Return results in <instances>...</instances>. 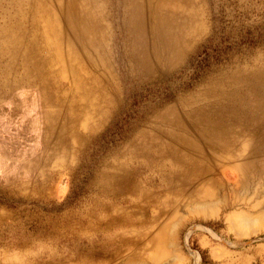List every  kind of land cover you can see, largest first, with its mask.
<instances>
[{
	"label": "rangeland",
	"instance_id": "rangeland-1",
	"mask_svg": "<svg viewBox=\"0 0 264 264\" xmlns=\"http://www.w3.org/2000/svg\"><path fill=\"white\" fill-rule=\"evenodd\" d=\"M175 2L179 13L198 15L188 28L193 31L185 56H176L167 74L143 80L117 61L121 104L104 125L84 101L75 103L73 110L80 113L76 129H56V139L42 146V107L35 97L25 98V88L15 91L22 94L15 112L13 102L2 98L0 141L6 145L0 144V186L6 190L0 189V264H264V181L243 182L235 162L219 167L220 181L205 177L191 192L183 191L182 183L170 189L144 183L150 171L143 166L137 187L127 181L133 188L112 205L93 206L95 198H105L96 192L99 174L115 171V162L134 147L137 124L153 123L157 113L189 92H203L209 78L252 68L264 58V0ZM21 6L30 7L21 0H0V23L8 21V13L15 17ZM180 23L175 16V27ZM2 33L0 28V44ZM64 75L61 92L51 87L45 96H61L71 106L68 99L81 93L70 74ZM157 105L158 112L148 115ZM101 108L108 109L107 104ZM241 139V145L248 141ZM39 152L54 156L29 169ZM134 160V165L143 162ZM11 187L20 188L13 194ZM83 210L84 222L76 217Z\"/></svg>",
	"mask_w": 264,
	"mask_h": 264
},
{
	"label": "bare ground",
	"instance_id": "bare-ground-1",
	"mask_svg": "<svg viewBox=\"0 0 264 264\" xmlns=\"http://www.w3.org/2000/svg\"><path fill=\"white\" fill-rule=\"evenodd\" d=\"M21 3L30 7L17 8L15 17L8 13V21L0 23L4 34V44H0V101L8 97L14 104L10 109L15 112L20 101L16 98L22 96L15 91L25 88V98L35 97L42 107V146L56 139V129H76L80 113L79 106L77 111L73 110L75 103L84 101L102 117L104 125L122 99L116 82L119 76L115 74L116 62L126 66L138 80L167 74L174 58L185 56V43L193 31L188 28L198 20L197 13H179L175 0H21ZM175 16L181 17L177 27ZM253 66L219 73L218 79L209 78L203 92H189L161 113L156 111L159 104L152 109L148 115L157 113L156 120L135 126L131 143L134 147L126 149L117 165L113 163L115 171L103 170L99 174L96 192L105 198H95L93 206L103 209L112 205L133 188H128L127 181L137 187L143 166L150 171L143 176V182H156L166 189L182 183L183 191L191 192L193 185L205 177L220 181L219 167L234 162L243 182H263L264 58ZM66 72L81 93L78 98L75 95L68 99L71 106H65V98L61 96H45L47 88L52 87L56 94L60 91ZM225 80L227 83L222 84ZM101 103H106L108 109L103 110ZM50 104L59 108L46 109ZM241 136L248 139L243 145L239 144ZM40 153L43 152L36 153L27 164L29 169L37 164L46 165L54 156V152ZM135 158L143 162L134 165ZM13 178L16 176L10 177ZM16 188L9 190L14 194L20 187ZM0 189L5 191L6 186ZM76 217L84 222L86 210Z\"/></svg>",
	"mask_w": 264,
	"mask_h": 264
}]
</instances>
